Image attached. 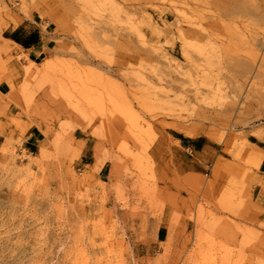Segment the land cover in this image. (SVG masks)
I'll return each mask as SVG.
<instances>
[{"label": "rangeland", "instance_id": "374dc122", "mask_svg": "<svg viewBox=\"0 0 264 264\" xmlns=\"http://www.w3.org/2000/svg\"><path fill=\"white\" fill-rule=\"evenodd\" d=\"M1 87L0 264H264V0H0Z\"/></svg>", "mask_w": 264, "mask_h": 264}, {"label": "crops", "instance_id": "0c3cea01", "mask_svg": "<svg viewBox=\"0 0 264 264\" xmlns=\"http://www.w3.org/2000/svg\"><path fill=\"white\" fill-rule=\"evenodd\" d=\"M11 37L7 40H3L6 45L14 51L17 55L24 53L25 58L29 62H36L39 56V46L41 43V33L31 31V26L28 21L22 19L18 22L17 27L11 30ZM32 58H35L34 60ZM3 88H0V96H4ZM183 166V165H182ZM179 167L180 174L184 172V167ZM157 238H160V234H157Z\"/></svg>", "mask_w": 264, "mask_h": 264}, {"label": "bare ground", "instance_id": "6f19581e", "mask_svg": "<svg viewBox=\"0 0 264 264\" xmlns=\"http://www.w3.org/2000/svg\"><path fill=\"white\" fill-rule=\"evenodd\" d=\"M169 13V12H168ZM165 20L169 19V14H166L165 15ZM181 36H183L185 39L188 38L190 40H202V36L197 33V32H191V31H188L186 33H182ZM216 48L213 47L212 50H215ZM174 54V51L172 52ZM205 63H210V58L208 56L204 57V60H203ZM10 99L12 101H15V96H10ZM218 116V114H216ZM217 116H212L210 118H205L204 121H211L213 123H219L220 122V119L217 117ZM24 124H22L21 122H10L8 121V130H6V133L8 134H11V133H16L17 135H19L21 132H22V128H23ZM186 137H189V138H193L196 134L192 133V132H185L184 134ZM0 198H4L1 194H0ZM260 202V200H258ZM251 224H253V220L250 221Z\"/></svg>", "mask_w": 264, "mask_h": 264}]
</instances>
